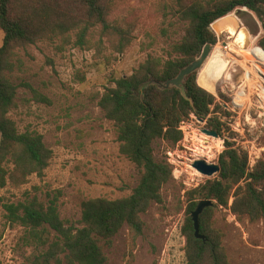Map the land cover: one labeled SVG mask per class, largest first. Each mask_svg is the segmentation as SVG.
Instances as JSON below:
<instances>
[{
    "label": "trees",
    "instance_id": "obj_1",
    "mask_svg": "<svg viewBox=\"0 0 264 264\" xmlns=\"http://www.w3.org/2000/svg\"><path fill=\"white\" fill-rule=\"evenodd\" d=\"M127 0H0V186H21L30 177H42L53 158V150L44 135L30 127L21 130L11 112L18 107L19 88L27 87L34 99L51 104V99L21 79V49L40 41L57 44L60 51L68 46L95 49L97 56L119 59L132 46L137 21L119 20L114 12ZM256 11L264 27V0H172L163 2V16L170 26L175 19L184 22V34L163 48V53H149L131 74L113 76L100 93L98 105L104 117L117 130L119 150L138 169L139 177L132 192L111 199L105 196L82 202L77 220L61 217L58 196L47 201L37 195L5 203L10 226H21L25 245L35 252L23 264H108L107 250L126 225L132 250L144 233L142 215L154 203H163L162 189L175 180L174 166L159 158L155 144L166 141L175 147L184 138L181 125L192 116L206 121V126L225 138L230 128L215 113L223 105L198 83V73L186 77L187 99L175 86L160 88L152 79L165 82L198 58L206 44L217 43L211 25L238 7ZM167 29L163 30L166 34ZM154 44L155 38L152 37ZM264 48V40L260 43ZM145 44H143L142 48ZM111 53H105L108 48ZM80 81L86 74L80 72ZM21 79V81H19ZM225 113L229 114L227 111ZM232 133V132H231ZM232 136V135H231ZM220 171L198 186L185 191L186 218L182 235L186 239V264H233L223 245V232L214 226V216L221 208L251 221L264 220V159L252 167L248 150L225 138L220 153ZM233 202L231 204V199ZM210 199L213 205L200 216L196 237L192 212L197 203ZM131 255H133L131 253Z\"/></svg>",
    "mask_w": 264,
    "mask_h": 264
},
{
    "label": "rangeland",
    "instance_id": "obj_2",
    "mask_svg": "<svg viewBox=\"0 0 264 264\" xmlns=\"http://www.w3.org/2000/svg\"><path fill=\"white\" fill-rule=\"evenodd\" d=\"M163 2L172 3V0H127L116 8L114 18L136 20L138 24L134 31L136 40L117 60L97 56L95 49L68 46L60 51L49 40L21 49L24 64L21 79L48 96L52 103L35 100L34 93L21 86L18 107L11 115L21 130L30 127L40 131L54 155L42 177L33 175L21 186H0V264H23L35 252L33 246L24 244V228L10 226L5 203L23 200L27 194L37 195L44 201L56 195L61 217L77 220L84 200L123 197L137 184L138 169L120 153L116 127L104 117L98 100L111 77L131 74L149 53H163V48L184 34V22L175 19V25L170 26L165 20ZM213 30L218 39L212 53L218 49L226 57L225 61L217 58L224 62L223 67L230 61V78L221 72L217 78L207 81L206 90L223 105L224 109L215 115L230 128L225 138L248 150L249 160L255 164L264 159V121L258 118L260 108H250L248 102L251 98L256 103L264 82V77L260 78L264 74L261 16L241 6L221 19ZM152 37L154 44L147 47ZM2 40L0 29V46ZM111 52L109 47L105 53ZM200 71L198 80L203 84ZM80 72L86 74L84 81L79 80ZM244 86L247 94L241 92ZM181 126L184 138L175 147L163 140L155 144L156 155L166 157L174 166L175 180L162 189L164 202L154 203L142 215L144 233L138 237L133 250L129 229L126 225L122 228L113 247L107 250L108 264H186V239L182 235L187 204L185 191L218 175L206 176L193 163L196 159L218 163L225 149V138L204 133L203 129L208 128L206 121L195 117ZM213 220L214 226L223 232V245L233 264H264V220L240 218L229 208H221Z\"/></svg>",
    "mask_w": 264,
    "mask_h": 264
},
{
    "label": "water",
    "instance_id": "obj_3",
    "mask_svg": "<svg viewBox=\"0 0 264 264\" xmlns=\"http://www.w3.org/2000/svg\"><path fill=\"white\" fill-rule=\"evenodd\" d=\"M224 17L216 20L211 25V27L213 29H215V25H217V23L220 22L221 19H223ZM212 51H213V45L212 44H206L204 46L203 50H202L201 55L198 58H196L195 60H193L192 62H190L188 65L183 67L176 77H174L172 79H169V80H167L165 82H159L157 80L152 79L149 83H156L162 89L175 86V87H177V88H179L181 90V92H182V94L184 95L185 98L190 99L192 101V99L188 96V94L186 92V88H185L186 77L188 75H190L191 73H193V72H198L199 70H201L203 65H204V63H205V61L211 55ZM262 76L264 77V74H262ZM205 87H207V86H205ZM198 119H200L201 121H204L201 118H198ZM203 132L207 133L208 135L214 136V137H220L218 131L215 130V129L204 128ZM193 166L199 172H201L202 174H204L206 176H209V177L213 176L216 173H219V171H220L219 163L209 162L206 159H196L194 161V163H193ZM211 205H213V201L210 200V199L200 200L197 203V206H196V208L194 209V211L192 212V215H191L192 220L194 222V228H195L196 237L201 238V239H203L205 241H206L205 235L200 233V216L204 212V210L207 207L211 206Z\"/></svg>",
    "mask_w": 264,
    "mask_h": 264
},
{
    "label": "bare ground",
    "instance_id": "obj_4",
    "mask_svg": "<svg viewBox=\"0 0 264 264\" xmlns=\"http://www.w3.org/2000/svg\"><path fill=\"white\" fill-rule=\"evenodd\" d=\"M218 27V26H217ZM264 54V52H263ZM218 57H221L222 59H224V61L226 60V57L223 56L222 52L219 51L218 49H215L214 52L212 53V55L208 58L209 60L205 63V65L203 66V68L201 69V71L199 72V79L202 81V83L204 84V86H208L207 81H211L214 78H217V76L222 72L223 75L226 76V78H230L229 73L228 72V66L230 65V61L229 63H225V67H223V63L219 62L217 60ZM216 58V59H214ZM218 62H217V61ZM235 63V62H234ZM221 74V75H222ZM250 74V73H249ZM257 74V73H256ZM263 74V73H262ZM259 76V75H258ZM260 78H262V75H260ZM263 83V82H261ZM264 86H263V90L262 93L264 95ZM205 133V132H204ZM207 134V133H206ZM208 135V134H207ZM211 136V135H210ZM215 156V153H214ZM210 157H212V155H210ZM208 161V160H207ZM210 162V161H209Z\"/></svg>",
    "mask_w": 264,
    "mask_h": 264
},
{
    "label": "built area",
    "instance_id": "obj_5",
    "mask_svg": "<svg viewBox=\"0 0 264 264\" xmlns=\"http://www.w3.org/2000/svg\"><path fill=\"white\" fill-rule=\"evenodd\" d=\"M228 46H227V44L225 45V48H227ZM263 86H264V82L263 83H261V87H262V90H263ZM241 92L243 93V94H247L246 92H248L247 91V89H246V87L244 86V87H242L241 88ZM264 92V91H263ZM249 94V93H248ZM257 99H256V103L255 102H253V100H251V98L249 99V102H248V106L250 105V108H255V107H258V108H260V112L258 113V118L260 119V120H262V121H264V95H263V93H257ZM250 96V95H249ZM248 96V97H249ZM248 99V98H247ZM246 101H248V100H246ZM192 117H195V118H197L196 116H192ZM181 128H182V126H181ZM249 164H250V166H253V164L254 163H252V159L250 158V160H249Z\"/></svg>",
    "mask_w": 264,
    "mask_h": 264
},
{
    "label": "crops",
    "instance_id": "obj_6",
    "mask_svg": "<svg viewBox=\"0 0 264 264\" xmlns=\"http://www.w3.org/2000/svg\"><path fill=\"white\" fill-rule=\"evenodd\" d=\"M198 83H199V80H198ZM200 84V83H199ZM200 86H202L203 88L205 87L203 84H200ZM206 88V87H205Z\"/></svg>",
    "mask_w": 264,
    "mask_h": 264
}]
</instances>
